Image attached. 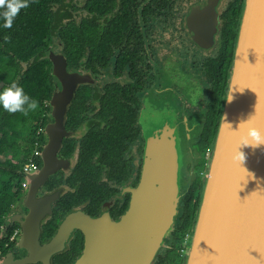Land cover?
Returning <instances> with one entry per match:
<instances>
[{"label":"flooded vegetation","instance_id":"obj_1","mask_svg":"<svg viewBox=\"0 0 264 264\" xmlns=\"http://www.w3.org/2000/svg\"><path fill=\"white\" fill-rule=\"evenodd\" d=\"M242 2H52V33L42 55L50 63L51 95L53 91L60 94L62 88L70 86L74 91L62 125L54 127L56 134L58 130L59 134L62 131L56 151V159L60 162L39 185L35 197L26 201L30 207L38 202L45 204L47 194L59 192V197L50 205V213L40 221V244L48 243L62 218L75 209L90 216L106 211L113 219L124 212L141 173L145 140L139 114L150 100L163 99L166 109H172L170 115L175 114L182 122L186 117L187 123L192 124L196 139L187 166L192 169V177L197 155H202V163L207 165L206 153L211 146L199 153V145L203 143L209 108L218 90L219 61L225 56L233 57L238 25L232 14ZM210 9H213L212 13ZM207 14L210 17H206ZM51 53L65 65L64 76L59 82L51 74ZM51 95L41 128L44 142L40 144V160L47 141L45 127L57 119L50 114ZM153 104L156 106V102ZM56 114L61 117L60 110ZM191 188L195 196L201 192L192 184L188 190ZM20 198L4 222L5 227L14 225L13 231H16L14 244L6 243L5 246L9 245L7 250H0V260L7 256L8 264H15L27 254V249L16 246L21 226L10 217L14 211H18L21 218L30 214L29 206L19 210ZM191 203L189 201L183 207L182 201L180 223L173 231L170 248H167L170 253L177 249L184 224L191 218ZM84 244L83 232L74 228L63 248L45 258V263L36 260L31 264H86L77 263Z\"/></svg>","mask_w":264,"mask_h":264},{"label":"water","instance_id":"obj_2","mask_svg":"<svg viewBox=\"0 0 264 264\" xmlns=\"http://www.w3.org/2000/svg\"><path fill=\"white\" fill-rule=\"evenodd\" d=\"M49 58L51 74L59 82L65 65L53 53ZM228 70L226 92L183 264H264V146H241L239 151L245 159L241 166L237 162L242 130L248 125L264 128V0H243ZM55 86L54 81V89ZM73 91L70 86L51 95L50 114L57 119L45 127L47 141L41 150L40 169L24 175L27 186L19 200V210L29 206L26 201L35 197L39 185L60 162L56 151L62 131L56 134L54 127L62 125ZM229 94L233 97L231 102L227 101ZM162 100L148 101L139 114L145 140L143 164L124 212L113 219L106 211L98 216L78 209L70 211L53 237L42 245L38 240L40 221L50 213L52 201L59 197V192L53 191L46 195L45 204L29 206L30 214L25 218L19 217L18 211L11 212V220L21 226L16 246L27 249V254L15 264L46 262L47 257L69 242L74 228L80 229L85 237L77 263L154 264L159 255L166 253L180 223L183 197L191 184L192 170L186 168V157L193 156L191 145L196 137L187 118L182 122L175 114L170 115L172 109L167 110ZM58 110L61 117L56 114ZM0 264H8L7 256Z\"/></svg>","mask_w":264,"mask_h":264},{"label":"trees","instance_id":"obj_3","mask_svg":"<svg viewBox=\"0 0 264 264\" xmlns=\"http://www.w3.org/2000/svg\"><path fill=\"white\" fill-rule=\"evenodd\" d=\"M53 1L34 0L27 9L21 10L11 29L3 28L0 21V89L15 82L22 85L25 92L39 102L38 109L30 111L27 115L8 113L0 109V234L5 233L0 236L2 252L15 242L9 240L14 225L5 227L4 222L23 193V165L36 148L41 149L40 144L44 142L41 128L48 109L47 101L52 92V84L50 63L42 55L47 49L52 33ZM241 9V4H237L233 9L232 16L236 26ZM231 62V56H225L219 61L221 71L217 82L218 90L209 108V119L202 135L205 145L212 146L214 141ZM36 161L41 164L39 157H36ZM200 198V193L194 195L193 188L188 190L184 196L183 207L191 201L192 215L184 224L178 247L172 253L166 249V253L159 255L154 264H183L184 259H180L179 254L180 246L185 232L193 230ZM6 243L9 245L5 246Z\"/></svg>","mask_w":264,"mask_h":264},{"label":"clouds","instance_id":"obj_4","mask_svg":"<svg viewBox=\"0 0 264 264\" xmlns=\"http://www.w3.org/2000/svg\"><path fill=\"white\" fill-rule=\"evenodd\" d=\"M32 2L34 0H0V21H2V27L11 29L21 10L27 9ZM232 99L233 97L229 94L227 101L231 102ZM38 107V100L28 95L22 85L13 82L8 87L0 89V109L8 113L27 115L30 111H36ZM248 120L244 121V123H247ZM242 137V143L237 149L240 153L237 161L240 166L245 159V155L239 149L241 146H250L252 148L264 146V128L248 125L242 130ZM248 175L250 178H254L251 173H248Z\"/></svg>","mask_w":264,"mask_h":264},{"label":"built area","instance_id":"obj_5","mask_svg":"<svg viewBox=\"0 0 264 264\" xmlns=\"http://www.w3.org/2000/svg\"><path fill=\"white\" fill-rule=\"evenodd\" d=\"M210 152H211V149H209L208 152L206 153L207 162H208L209 157H210ZM39 155H40V150L38 148H36L33 151V153L29 156L28 160L23 165L22 170H23L24 175L26 173L36 171V169L38 168V162L36 161V157H39ZM200 170L201 171H199V175L204 177V172L206 169L205 170L200 169ZM26 185H27L26 180H25V178H23L22 187L25 188ZM15 236H16V231H13L9 236V240L12 241ZM190 236H191V232H185L184 237L182 239V243H181L180 250H179L180 259H182V260L186 256V251H187V247H188V244L190 241Z\"/></svg>","mask_w":264,"mask_h":264},{"label":"rangeland","instance_id":"obj_6","mask_svg":"<svg viewBox=\"0 0 264 264\" xmlns=\"http://www.w3.org/2000/svg\"><path fill=\"white\" fill-rule=\"evenodd\" d=\"M192 144H193V141H192ZM192 146V145H191ZM211 145H205L204 143H202V145H199V153H203L204 151H206V148H209ZM212 147V146H211ZM201 156L202 155H200V156H196V165H195V168H196V170H195V173H194V175H193V177L191 178V184L194 186V188L197 186L198 188H200V191L201 192H199L200 194H202V189H203V183L201 182L202 181V179H203V177L202 176H200L199 174H198V172H199V169H206L207 168V165H204L203 163H202V158H201ZM192 158V156L191 155H187V157H186V160H187V162H186V168H187V170H192V169H190V168H188L187 166H188V160H190ZM204 167V168H203ZM186 175L187 174H185V179H186ZM190 175V173L188 174V176ZM200 184H201V186H200ZM192 204V203H191ZM189 210H191V205L189 204Z\"/></svg>","mask_w":264,"mask_h":264}]
</instances>
